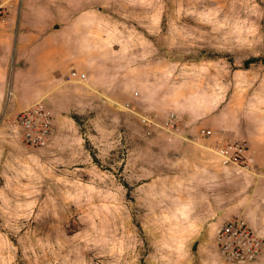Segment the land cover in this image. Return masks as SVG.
Returning <instances> with one entry per match:
<instances>
[{
    "label": "rangeland",
    "instance_id": "1",
    "mask_svg": "<svg viewBox=\"0 0 264 264\" xmlns=\"http://www.w3.org/2000/svg\"><path fill=\"white\" fill-rule=\"evenodd\" d=\"M11 6L2 114L38 103L56 130L31 145L15 117L0 129V264H242L190 248L184 138L264 137V0ZM170 111L173 141L138 116Z\"/></svg>",
    "mask_w": 264,
    "mask_h": 264
},
{
    "label": "crops",
    "instance_id": "2",
    "mask_svg": "<svg viewBox=\"0 0 264 264\" xmlns=\"http://www.w3.org/2000/svg\"><path fill=\"white\" fill-rule=\"evenodd\" d=\"M3 55L4 52L0 54V129L28 106L12 104L9 112L2 114L5 95L9 97L12 93L10 88L5 93L6 72L1 64ZM143 101L138 98V104H144ZM173 140L175 136L170 141ZM204 143L191 142L185 151L187 161L184 173L191 200L190 248L196 244L198 254L212 252L218 259L212 244L215 247L219 227L232 217H241L256 234L264 237V137L250 136L246 139L252 159L248 169L223 163ZM206 245L210 246L209 251L205 250ZM211 262L217 264V260H206L207 264ZM246 264H264V252L256 261Z\"/></svg>",
    "mask_w": 264,
    "mask_h": 264
},
{
    "label": "built area",
    "instance_id": "3",
    "mask_svg": "<svg viewBox=\"0 0 264 264\" xmlns=\"http://www.w3.org/2000/svg\"><path fill=\"white\" fill-rule=\"evenodd\" d=\"M11 7V0H0V38L3 27L8 23ZM70 74L74 81H81L84 77L83 73L77 75L72 70ZM126 108L128 109V105ZM138 116L144 126L157 125L166 133L181 137L179 130L183 118L175 111L168 112L161 123H156L150 115L138 114ZM15 120L22 129L25 141L31 145L46 142L56 130L53 118L38 103L18 112ZM217 134V131L202 127L191 137L183 138L192 143L210 139L212 142L206 148L218 156L223 163L248 169L252 161L248 154V145L244 141L219 139ZM215 249L218 257L224 262L251 263L264 252V237L256 234L241 217L235 216L226 220L217 230Z\"/></svg>",
    "mask_w": 264,
    "mask_h": 264
},
{
    "label": "water",
    "instance_id": "4",
    "mask_svg": "<svg viewBox=\"0 0 264 264\" xmlns=\"http://www.w3.org/2000/svg\"><path fill=\"white\" fill-rule=\"evenodd\" d=\"M55 27H57V25H55ZM192 249H193V250L196 249V244L193 245Z\"/></svg>",
    "mask_w": 264,
    "mask_h": 264
}]
</instances>
